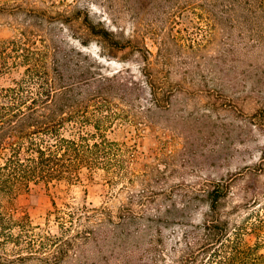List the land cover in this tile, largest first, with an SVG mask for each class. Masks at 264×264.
I'll return each instance as SVG.
<instances>
[{"label": "rangeland", "instance_id": "374dc122", "mask_svg": "<svg viewBox=\"0 0 264 264\" xmlns=\"http://www.w3.org/2000/svg\"><path fill=\"white\" fill-rule=\"evenodd\" d=\"M2 4L18 9L0 13V39L17 35L32 9L52 6L58 13L48 10L34 20L41 30L51 28L52 34L89 54L94 61L81 59L95 66L92 70L138 74L149 66L169 75L177 96L170 110L176 119H119L104 131L121 146L127 176L147 171L143 181L123 176L111 183L101 169L90 175L83 170L74 183L39 184L18 194V212H26L37 230L52 234L59 232L49 213L52 201L104 205L115 221L123 212L120 224L102 229L104 239L70 252L62 264H143L151 256L146 249L154 245L156 230L166 253L161 264H172L169 254L182 226L167 215L172 200L179 202L219 177L232 183L230 198L238 200L248 180L264 181L263 6L244 0H0ZM86 18L120 40L131 37L138 43L114 47L88 32ZM141 43L151 52L148 63L139 54ZM22 69L0 70V86L12 84ZM86 129L92 130L91 125ZM144 183L147 199L140 205L138 191ZM203 208L196 198L187 213L198 219ZM245 239L254 241L250 235Z\"/></svg>", "mask_w": 264, "mask_h": 264}, {"label": "trees", "instance_id": "16d2710c", "mask_svg": "<svg viewBox=\"0 0 264 264\" xmlns=\"http://www.w3.org/2000/svg\"><path fill=\"white\" fill-rule=\"evenodd\" d=\"M244 1L264 7V0ZM15 10L0 5V13ZM32 10L17 35L0 39V70L23 68L12 84L0 86V264H62L70 252L75 254L82 245L104 239L106 234L100 232L107 225L120 224L122 211L115 221L104 205L52 201L49 213L59 230L52 234L37 230L26 212L19 213L16 198L31 186L79 181L83 170L90 175L101 169L111 183L123 176L127 181L133 176L143 181L147 171L127 176L122 148L105 135L106 127L119 119H176L170 114L177 96L168 74L149 66L138 74L130 69L109 74L100 68L92 70L95 66L81 59L94 61L89 54L52 34L51 28L41 30L34 20L48 10H58L52 6ZM98 24H86L88 32L114 47L138 43L137 38L120 40ZM138 51L148 63L151 52L144 43ZM261 157L264 161V154ZM145 186L138 191L140 205L147 199ZM231 186L223 177L211 179L201 189H193V195L168 204L167 215L182 225L169 254L172 264H264V181L248 180L238 200L230 198ZM158 190L165 191L163 187ZM196 198L204 208L193 219L187 210ZM241 209L246 212L240 214ZM245 235L254 241H247ZM146 250L151 256L143 264L165 260L159 230L154 245Z\"/></svg>", "mask_w": 264, "mask_h": 264}]
</instances>
